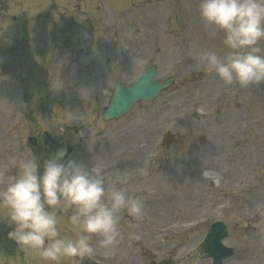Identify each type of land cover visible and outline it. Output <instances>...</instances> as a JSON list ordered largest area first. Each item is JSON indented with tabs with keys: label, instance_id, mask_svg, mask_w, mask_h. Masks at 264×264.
Here are the masks:
<instances>
[{
	"label": "rangeland",
	"instance_id": "rangeland-1",
	"mask_svg": "<svg viewBox=\"0 0 264 264\" xmlns=\"http://www.w3.org/2000/svg\"><path fill=\"white\" fill-rule=\"evenodd\" d=\"M10 4L0 19L2 30L16 38L20 25L30 32L24 34L21 74L19 51L0 32V48H9L0 51V184L13 171L12 157L31 152L42 164L71 145L65 160L103 165L106 186L143 199L139 238H130L131 218L125 214L118 252L108 260L102 256V264H148L162 257L197 264L195 244L214 219L226 222L224 242L237 250L226 264H264V84L252 86L233 105L231 92L218 95L224 84L204 71L198 54H220L223 35L200 20L198 0ZM41 13L52 19L42 20ZM150 65L158 79L174 77L173 85L126 116L102 121L113 84L134 81ZM165 131L175 136L169 145L161 144ZM29 136L39 140L34 151L26 144ZM132 174L139 178L127 186ZM119 181L127 183L118 186ZM68 215L70 210L61 213L60 227L71 235ZM10 230L0 221V248L16 245L7 238ZM96 249L93 259L103 253L98 244ZM18 250L21 257L13 261L0 249V264H40L34 254Z\"/></svg>",
	"mask_w": 264,
	"mask_h": 264
},
{
	"label": "clouds",
	"instance_id": "clouds-1",
	"mask_svg": "<svg viewBox=\"0 0 264 264\" xmlns=\"http://www.w3.org/2000/svg\"><path fill=\"white\" fill-rule=\"evenodd\" d=\"M205 25L221 32L222 52L201 50L198 62L223 84L241 88L264 83V0H198ZM59 149L41 164L38 157H12V173L0 184V221L11 230L7 238L35 255L40 264H82L96 254H116L120 223L126 214L129 236L143 218V199L121 187L106 186L103 165L87 167L65 160ZM70 210L69 235L61 230V213Z\"/></svg>",
	"mask_w": 264,
	"mask_h": 264
},
{
	"label": "water",
	"instance_id": "water-1",
	"mask_svg": "<svg viewBox=\"0 0 264 264\" xmlns=\"http://www.w3.org/2000/svg\"><path fill=\"white\" fill-rule=\"evenodd\" d=\"M153 75L154 69L150 68L148 71H142L137 81L130 86L116 84L112 99L103 114V118L107 119L113 116H119L138 98L151 99L161 88L166 86L171 81L165 80L162 82H153ZM213 241L214 240L209 235L208 241L204 244H206V246L210 249H214Z\"/></svg>",
	"mask_w": 264,
	"mask_h": 264
}]
</instances>
